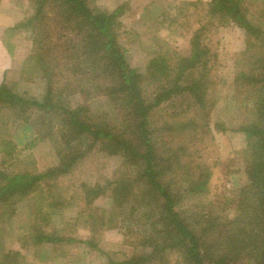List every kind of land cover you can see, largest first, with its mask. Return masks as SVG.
Here are the masks:
<instances>
[{
    "label": "trees",
    "instance_id": "trees-1",
    "mask_svg": "<svg viewBox=\"0 0 264 264\" xmlns=\"http://www.w3.org/2000/svg\"><path fill=\"white\" fill-rule=\"evenodd\" d=\"M86 1L28 0L32 16L19 22L10 31L12 35L15 31L28 30V27L32 29L30 46L25 44L19 48L22 56L19 60L20 74L24 76L22 80L26 84L30 83L32 77H39L44 84V91L39 100L24 101L17 93H11L2 85L0 105L32 107L36 112L49 114L51 120L47 125L42 120L32 131L34 137L21 149L12 143L0 142V152L6 153L9 160L13 153L18 154L15 157L24 154L20 162H14V171H0V207H5L1 208L0 214L8 209L10 203L13 207L16 200L25 201L30 195L28 193L33 191L37 194L42 189V183L48 190L53 188L55 182L52 181L62 180L76 164L95 150L119 158L121 173L117 178L107 180L103 187L99 183L80 187L79 192L84 195L87 205L105 194L109 198L110 207L107 211L88 207L86 210L99 215L110 214L112 207L121 211L124 204L130 203L129 196L133 194V189H137L139 196H136V206L143 203L147 208L140 210L138 217L150 220L152 234L149 240L156 242L160 239L155 244L159 247H152L149 254L143 257L120 262L108 261L107 264H140L137 261L139 258H142V262L168 264L165 262L168 256H175L172 264H264V113L260 112L264 105V29L249 19L253 14L249 13L248 8H257V0L247 5L245 0H210L206 5L205 21H198L197 30L189 38L187 54H155L148 59L145 71L141 73L125 63L124 53L116 42L113 28L120 9L111 13L101 12L89 7ZM263 1L258 4L264 6ZM177 4L182 6V15L185 8L198 6L197 2L179 1ZM159 16L162 18V14ZM226 21L243 30L244 53L258 50L257 55L252 53L244 58L246 66H238L232 81L235 88L248 82L254 90L251 91L250 100L239 99L237 93V98L234 97L240 106H243L242 103L251 106L248 110L244 107L245 111L251 112V119L238 129L245 137V150L241 156L245 182L234 196L237 208L230 218H227L226 213L221 212L224 214L221 217L210 211L208 217L203 219L199 212L197 218L203 221H196V227H192L177 207L181 206L186 194L193 195L200 187L194 188L191 184L185 188L183 195H177L171 188L170 178L164 177V163L169 160L160 156L156 135L161 130L178 137L188 126L183 122L174 125L164 122L160 129L155 128L148 115L157 109L164 112L167 104L183 107L188 102L191 103V109L206 110L213 60L204 31L206 26L212 29ZM8 47L12 55L17 52ZM254 57L257 58L255 63H259L255 69L249 61ZM247 66L252 75L244 71ZM145 79L154 87L151 93L145 92ZM256 91L263 97L256 96ZM81 94L83 103L75 102L77 95ZM93 98V102L105 98L108 111L104 112H112L113 120L107 119L106 115L93 114L90 117L87 114L97 112L88 104ZM257 114L263 122L261 126L256 124L259 122V117L254 118ZM189 122L194 127L193 121ZM42 142L53 144L55 164L43 171H36L34 161L25 155L33 152L35 146ZM174 145L169 146L171 154L180 150V153H187L186 157H189L185 145L179 142ZM175 163L182 166L180 161L176 160ZM204 177L206 181V174ZM205 181L201 182L202 186ZM151 200L155 204V212L149 217L148 213L153 209ZM47 205L49 214L58 213L54 212L57 206L55 200L49 201ZM131 205L129 209L133 216L138 208ZM13 213L15 211L9 212L11 216ZM39 218L38 214L34 216V226ZM86 218H92V215L86 214ZM42 220L48 224V219ZM31 228L34 231L29 237L34 238L35 245L52 246L55 243L61 245L72 242L66 238L48 237L39 227L32 225ZM91 241L87 245L94 248ZM145 241L140 244L147 247ZM0 257L4 260H0V264H8V260L14 258L9 253L1 254Z\"/></svg>",
    "mask_w": 264,
    "mask_h": 264
},
{
    "label": "rangeland",
    "instance_id": "rangeland-1",
    "mask_svg": "<svg viewBox=\"0 0 264 264\" xmlns=\"http://www.w3.org/2000/svg\"><path fill=\"white\" fill-rule=\"evenodd\" d=\"M27 1L0 0V21L12 24L14 19L22 21L30 18L32 12ZM209 1H189L197 2L198 6L185 8L183 15L181 14L182 6H179L175 0H87L86 2L89 7L101 12L111 13L120 9L113 28L116 42L124 53L125 63L137 73H141L145 71L148 59L155 54L172 55L174 52L181 56L187 54L189 38L197 30L198 21H205L206 5ZM254 1L245 0L246 5ZM262 1H256L257 8H248L249 13L253 14V17L249 19L259 28L264 29V6L258 4ZM177 7L179 8L176 9ZM256 11L258 13H255ZM159 14H162V18ZM163 14L166 17L165 20ZM31 33H33L32 29L28 27V30L15 31L12 35L9 32V35L5 37L8 45L17 52H14L12 64L8 70L6 69L3 81L0 82V87L5 86L6 90L13 94L17 93L24 101L25 99L39 100L44 91V84L39 77H32L30 83L26 84L22 80L24 76L20 74L19 60L22 56L19 54V48L25 44L30 46ZM204 36L213 60V68L209 75L212 81L206 110L191 109V103L188 102L183 104V107H177V105L171 107V104H167L163 109L164 112L162 110L159 112L157 109L148 115L150 120H153L155 128L160 129L164 122L172 125L183 122L188 126L186 131L181 132L178 137L161 130L156 135L160 156L162 159L169 160L164 163V177L170 178L171 188L177 195H183L185 188L191 184L194 188L200 187L199 191L193 194L194 196L186 194L181 206L177 207L192 227H196V221H203L197 218L199 212L203 219L208 217L210 211L221 217H224L222 213H226L227 218H230L237 208L234 196L245 182L241 167L245 137L238 129L244 122L251 119V112H247L251 106L245 103L240 106V102L237 104L234 97L239 96L241 100L246 98L250 100L253 85L244 82L235 88L236 85L232 81L238 66L243 64L246 66L244 58H248L247 56L252 53L258 54L257 49L244 53L245 34L232 22H223L212 29L206 26ZM256 60L255 57L249 59L254 69L259 66L258 61L255 63ZM249 69L247 66L244 71L252 75ZM153 89L154 87L146 82L145 92L151 93ZM255 95L259 98L263 97L259 91H256ZM82 99L84 100V97L81 94V96L77 95L74 101L81 102ZM93 100L94 98L88 104L97 112H87V114L90 117L93 114L106 115L107 119L113 120L112 112H104L108 111L105 98H98L94 102ZM0 106H2L0 107V142L12 143L17 149H21V146L34 137L32 131L40 125L42 120L46 125L51 120L49 114L36 112L32 107L21 108L20 104H17L16 108L7 104ZM244 107L247 108L246 111ZM263 107L264 105L260 108L262 114ZM174 110L177 112H173ZM255 117H259L258 114ZM257 119L259 122L256 124L263 125L260 117ZM191 120L194 127L189 122ZM203 133L206 134L201 135ZM178 142L189 150L188 158L187 153H180V150L175 154L169 152V146H175L174 144ZM54 152L53 144L42 142L25 157L29 156V159L34 161L36 171H43L55 164ZM16 155L18 154L13 153L9 160L6 153L0 152V164L2 162L0 171L10 172L12 169L14 171V162L16 160L20 162L24 154L15 157ZM176 160L182 162V166L176 164ZM120 162L121 160L117 157L106 156L94 150L81 163L76 164L70 174L62 180L52 181V183L55 182L53 188L48 190L42 183V189L37 191V194L32 191L28 193L30 195L25 201L16 200L14 208L10 203L8 209L0 214V255L9 253L14 257L8 260V264H107L108 261L120 262L143 257L149 254L152 247H159L155 244H158L160 239L156 242L149 240L152 234L150 220L138 217L140 210H147V208L143 203L136 206V196H139L137 189H133V194L129 196L130 203L124 204L121 211L112 207L110 210L113 211L110 214L99 215L86 210L87 207L97 211L109 209L107 194L87 205L84 195L79 191L82 185L87 187L99 183L103 187L107 180L117 178L121 173ZM204 174H206V181L203 180ZM203 181H205L204 186L201 185ZM54 200L57 203L54 212L58 213L51 215L47 204ZM131 203L138 208L133 216L129 209L132 208ZM150 203L153 209L148 213L149 217L155 212L154 202L151 200ZM1 208L5 207H0V211ZM11 210L15 211L12 216L9 214L13 212ZM35 213L41 217L37 220L36 226L32 224ZM86 214L92 215V218H86ZM42 219H48V224ZM101 221L103 222L100 223ZM32 225L44 230V234L48 237L66 238L72 242L61 245L52 243V246L40 243L35 245L34 238L29 237L30 234L33 235L34 228L30 230ZM90 239L94 248L87 245ZM143 240L148 243L147 247L141 245ZM160 243L163 244V242ZM174 259L175 256H168L165 262L172 264L173 261L175 262ZM0 260L3 259L0 257ZM137 261L140 264H156L154 261L142 262V258Z\"/></svg>",
    "mask_w": 264,
    "mask_h": 264
},
{
    "label": "crops",
    "instance_id": "crops-1",
    "mask_svg": "<svg viewBox=\"0 0 264 264\" xmlns=\"http://www.w3.org/2000/svg\"><path fill=\"white\" fill-rule=\"evenodd\" d=\"M177 3L180 0H175ZM181 1H196V0H181ZM205 1V0H204ZM21 22V20L17 21V19H14V22L12 24H7L9 22L7 21H0V82L3 81V74L6 73V69L8 70L10 68V65L12 64L13 55L10 53L11 50H9L8 43L5 41V37L9 35V32L14 29V27ZM6 24V25H4ZM15 31V30H14ZM4 34V37L2 38V35ZM15 36V35H14ZM10 46V45H9ZM11 48V46H10Z\"/></svg>",
    "mask_w": 264,
    "mask_h": 264
}]
</instances>
